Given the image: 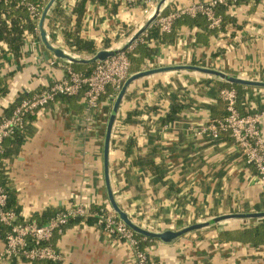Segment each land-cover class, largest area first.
Listing matches in <instances>:
<instances>
[{"label": "crops", "instance_id": "crops-1", "mask_svg": "<svg viewBox=\"0 0 264 264\" xmlns=\"http://www.w3.org/2000/svg\"><path fill=\"white\" fill-rule=\"evenodd\" d=\"M80 1L57 0L44 26L52 45L88 59L94 55L74 54L67 43V34L75 30L74 8ZM60 6L67 19L55 18ZM228 13L235 24L229 23L217 33L182 26L172 42L149 43L148 70L197 66L264 82V0L258 5L254 0L232 5ZM147 21L133 11L122 13L105 0H92L87 3L79 36L93 41L98 52L116 50ZM29 34L24 35L18 58L0 41V122L12 115L20 95H35L63 79L73 65L45 48L39 30ZM146 66L141 72L148 71ZM222 83L219 78L185 70L144 77L129 87L118 119L130 117L131 123L124 124L118 139L111 141L124 144L132 140L133 155L122 148L113 149L111 143L109 174L117 204L138 226L149 231L151 226L160 232L179 231L185 217L197 216V223H202L228 214L264 212V188L232 138L224 135L213 140L195 134L222 111L218 88ZM241 87H234L240 97V113L264 114V88ZM173 92H178L177 99L185 106L181 118L161 124L159 119L169 114ZM116 99L103 96L99 106L89 110L84 94L60 97L28 117L20 144L6 141V157L0 161L18 193L23 220L49 210L59 213L76 203L114 211L108 196L104 151ZM261 132L264 138V119ZM136 158L151 159L154 165L136 167ZM156 167L166 172L163 178L158 177ZM206 214L217 216L206 219ZM250 225L253 222L246 220L225 221L172 243L155 240L145 244L144 250L151 264H264V246L220 238L225 230ZM52 245L63 256L59 263L3 257L0 264H133V255L122 242L97 225L81 221L70 223ZM4 251L5 240L0 237V256Z\"/></svg>", "mask_w": 264, "mask_h": 264}, {"label": "built area", "instance_id": "built-area-1", "mask_svg": "<svg viewBox=\"0 0 264 264\" xmlns=\"http://www.w3.org/2000/svg\"><path fill=\"white\" fill-rule=\"evenodd\" d=\"M105 1L112 6H117L122 13L133 11L146 20H150L155 15L162 2V0ZM230 1L235 3L238 0H189L188 4L171 0L162 7L159 17L135 43L126 51L97 63L90 75H84L68 67L63 79L23 100L10 117L2 119L0 122V155L4 153L6 141L25 130L30 115L56 102L60 97H75L84 94L89 110L99 106L108 88L114 90L113 99H116L126 81L133 75L130 72L131 61L128 53L145 43V38L152 27L156 26L160 34L168 35L173 32L177 20L188 16L203 17L209 22L211 29H217L221 25V18L217 16L216 9ZM20 5L27 10L31 21L37 23V32L45 8L34 5L29 0H20ZM25 35L30 34L26 32ZM149 67L150 65L145 68L148 70ZM219 98L226 106V115L221 119L211 120L204 128L195 131V134L201 137L208 136L213 140H219L222 135L232 138L246 163L256 170L258 179L264 188V138L261 132L264 114H241L238 109L239 93L234 87L222 89L219 92ZM121 128L122 119H117L112 132L113 139H118ZM7 202L8 195L0 182V222L9 229L5 240V251L0 259L5 257L29 263H59L63 260V256L52 245L55 236L63 235L71 221L80 219L81 222L87 223L89 218H96L98 227L102 228L108 236L126 246L128 252L133 255V264H151L149 255L142 249L141 240L137 234L114 211L105 207L99 206L101 209L95 211L92 206L76 203L57 213L47 224L39 225L34 220L21 221L18 214L7 208Z\"/></svg>", "mask_w": 264, "mask_h": 264}, {"label": "trees", "instance_id": "trees-1", "mask_svg": "<svg viewBox=\"0 0 264 264\" xmlns=\"http://www.w3.org/2000/svg\"><path fill=\"white\" fill-rule=\"evenodd\" d=\"M92 0H81L74 8V13L76 15V25L75 30L72 33L67 34V40L68 45L71 47V51L74 54L79 55H95L98 50L96 47V44L93 41H85L79 36V27L81 20L83 19V16L86 13V6L87 3ZM251 0H238L235 3H228L226 5H220L216 9V14L218 17L221 18V25L217 29H211L209 22L203 18V17H183L176 21L174 25L173 32L171 34L165 35L160 34L159 29L154 26L149 30L148 36L145 38V43L140 44L133 52L128 53L129 59L131 61V68L130 72L132 74L141 72L143 70V67L146 66V60L151 57V49L149 48L148 44L154 42V40L158 43L163 42L165 43L168 39L172 42L173 39L176 37V30L182 26H189V27H197L201 30V33H209L214 34L218 31L224 30L225 27L229 23L235 24V20L229 15V9L232 5H241V4H247ZM263 0H254V2L258 5ZM30 3L41 6L43 8L46 7L48 4V0H29ZM54 16L57 19L66 18L65 12L63 11V8L60 6L56 9L54 12ZM67 19V18H66ZM37 30V23L32 22L29 18V14L25 8H23L20 5V0H0V41L5 42L9 46V51L12 53L15 57H20L22 55L21 50L24 44V35L26 32L35 33ZM155 43V42H154ZM109 44L107 42L108 47ZM95 65H77L73 64L72 67L77 72H83L86 73L84 75H90L92 71L94 70ZM235 87L238 90H241V86H234L227 84L223 82L222 84L218 85V88L220 91L225 88H231ZM5 93V92H4ZM114 90L112 88H108L106 94L104 95V98L109 97L110 95L114 96ZM171 105L169 114L165 117H161L159 119V122L162 124H165L167 122H176L181 118L182 110L184 109V104H182L177 98H178V92L171 93ZM28 94L20 95L14 110L22 103L23 100L29 98ZM64 97V96H63ZM240 100V97H239ZM221 106H223V109L221 112H217L214 116V119H221L226 115V106L223 102H221ZM13 110V112H14ZM118 119V118H117ZM178 119V120H177ZM130 117L122 121V127L126 123H131ZM174 121V122H173ZM22 132L17 133L12 140H16L19 142V144L22 142ZM224 136V135H222ZM221 136V137H222ZM10 140V139H9ZM113 149L118 150L120 148L124 149L128 155H133V152L131 150V147L134 145L132 140H129L127 143L120 144L115 141H111ZM154 153L157 151L156 148L153 149ZM6 156L4 153L0 155V158H5ZM136 167H151L154 165V162L151 159H144V158H136V161L134 163ZM156 173L159 178H163L166 172L164 170H161L160 167H156ZM0 182L4 190L6 191L8 195V202H7V208L9 210H13L16 214L19 215V219L22 221L21 217V206L18 199V193L13 188V185L11 181L8 180L7 175L5 174L2 163L0 161ZM104 208V207H103ZM92 209L95 211H99L101 207L94 205L92 206ZM245 213V212H244ZM57 212L49 210L44 212L41 215L35 216L32 220L36 221L39 225H45L47 224L55 215ZM217 214H206L205 218H211L215 217ZM80 219L71 221L70 223H77ZM249 221V220H246ZM250 222H253V225L250 226H244L242 229H232V230H225L220 233V238L222 240L226 241H233V242H239L242 244H250L254 247H260L264 246V219L261 220H250ZM69 223V224H70ZM88 224L90 225H96L97 219L96 218H89ZM197 223V216L194 218L191 217H185L184 222L177 228L178 230H181L183 228L192 226ZM150 231L159 233L160 230L157 228L151 226ZM9 232V229L4 226L0 222V237L4 240H6V236ZM57 236V235H56ZM137 237L141 240V247L144 250L145 244L151 243L155 240H151L149 238H145L143 236H140L137 234ZM53 244V242H52ZM44 263V262H40ZM47 263V262H46ZM51 263V262H48Z\"/></svg>", "mask_w": 264, "mask_h": 264}, {"label": "water", "instance_id": "water-1", "mask_svg": "<svg viewBox=\"0 0 264 264\" xmlns=\"http://www.w3.org/2000/svg\"><path fill=\"white\" fill-rule=\"evenodd\" d=\"M57 0H51L47 6L45 7V10L42 14L41 20L39 22V31H40V38L45 46V48L51 52L56 58L66 60L70 64H77V65H93L97 64L99 62H103L108 60L109 58H112L124 51H126L133 43H135L151 26L153 22L159 17L161 13V9L166 3L170 2L171 0H162V2L159 4L157 11L155 15L146 22V24L128 41V43L120 47L116 50H103L98 52L96 55L92 56L88 59H80L76 56H73L71 54L66 53L61 48H57L56 46L52 45L48 39L47 32L45 30V21L46 18L55 5ZM194 71L201 74L209 75L215 78H219L221 81L226 82L230 85L234 86H250V87H261L264 88V82H255L250 80H244L241 78H236L233 76H229L221 71L213 70L209 68H202L197 66H175V67H168V68H160V69H153L148 70L144 72H139L136 74H133L124 84L121 92L119 93L116 101L114 102L113 110L110 116V120L108 123L107 128V134H106V142H105V151H104V160H105V178H106V184H107V190H108V196L111 203V206L114 210V212L119 216V218L124 221L136 234L143 236L145 238H149L151 240H160L165 243H172L180 238H183L184 236L200 231L202 229H206L212 226H216L222 222L225 221H231V220H261L264 219V212H258V213H234V214H228L223 216L215 217L211 220H208L206 222L202 223H196L192 226L183 228L179 231H172L168 230L165 232H152L149 230H146L137 224L133 223L129 215L124 212L119 205L116 202L112 187H111V181H110V174H109V153H110V146H111V140H112V132L113 128L115 126L116 120L118 118V114L122 105L123 100L126 97V94L128 92L129 87L136 82L139 79H142L144 77H148L151 75H155L158 73H164V72H173V71Z\"/></svg>", "mask_w": 264, "mask_h": 264}, {"label": "rangeland", "instance_id": "rangeland-1", "mask_svg": "<svg viewBox=\"0 0 264 264\" xmlns=\"http://www.w3.org/2000/svg\"><path fill=\"white\" fill-rule=\"evenodd\" d=\"M250 222V221H249Z\"/></svg>", "mask_w": 264, "mask_h": 264}]
</instances>
